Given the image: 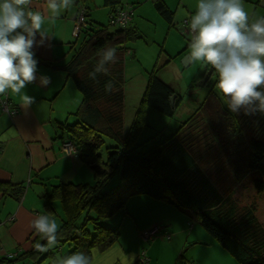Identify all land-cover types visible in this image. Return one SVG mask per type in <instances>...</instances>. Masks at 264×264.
<instances>
[{
  "label": "trees",
  "instance_id": "obj_1",
  "mask_svg": "<svg viewBox=\"0 0 264 264\" xmlns=\"http://www.w3.org/2000/svg\"><path fill=\"white\" fill-rule=\"evenodd\" d=\"M142 1L103 0L109 10L107 26H94L87 9L93 0H77L84 14L83 23L75 39L77 48L64 70L81 94V102L73 114L74 121L62 127L61 138L73 144L77 158L90 169L93 183L53 186L42 197V204L45 214L53 217V202L60 203L63 219L57 228V246L47 252L38 251L35 246L47 244V238L35 231L28 249L16 252L13 257L1 256L0 264H46L47 261L53 264L57 249L63 244L69 250L62 256L76 251L91 256L93 250L103 251L117 241L119 232L99 222L121 211L125 213L127 201L140 195L186 213L238 264H264V224L254 204H242L235 191L250 177L256 197L264 196V113L231 112L216 88L218 75L210 65L207 64L196 81L203 79L211 68L214 79L209 82L210 75L207 80L211 89L185 122L158 145L132 155L145 125L146 110L150 108L172 117L183 100L153 68L147 75L132 122L124 128V58L129 53L126 44L139 38L137 28L130 26V22L133 7ZM150 1L171 26L174 10L168 8L165 0ZM128 6L131 10L127 25L124 28L111 25L110 17ZM105 45L116 48L118 60L114 65H105L109 73L98 74L97 82L89 79L88 74ZM182 54L180 51L176 56ZM109 80L114 85L112 92L104 88ZM174 94L171 105L170 97ZM200 132L204 133L202 140H198ZM248 133L252 136L245 140ZM105 139L115 145L108 148L103 161L98 149ZM196 140L203 144H197ZM212 147H216L215 153ZM116 174L120 178L118 184L106 189ZM25 188L23 184L0 181V193L15 200L23 196Z\"/></svg>",
  "mask_w": 264,
  "mask_h": 264
},
{
  "label": "crops",
  "instance_id": "obj_2",
  "mask_svg": "<svg viewBox=\"0 0 264 264\" xmlns=\"http://www.w3.org/2000/svg\"><path fill=\"white\" fill-rule=\"evenodd\" d=\"M165 2L175 12L179 0ZM32 6L33 12L43 16L42 28L50 40L34 49L39 62L37 81L23 90L34 102L24 106L20 96L9 90L5 96L18 112L10 117L0 108V181L26 187L19 200L0 193V257L29 248L31 235L36 231L31 221L37 215H47L42 197L53 186L91 183L86 180V165L76 153L62 147L61 138L62 127L74 121L73 114L81 102L64 70L77 48L80 4L73 0L58 16L48 8L47 0H38ZM243 6L250 24L264 17V0H243ZM127 10L131 8L128 6ZM41 76L50 77L46 87L39 83ZM56 202L55 215L60 205ZM165 206L170 205L147 196L131 197L123 217V222L128 221L119 228L117 241L103 251L93 250V264H129L128 257L133 255L135 264L142 251L147 264H238L186 213ZM153 226L160 227L159 233L143 239L140 234Z\"/></svg>",
  "mask_w": 264,
  "mask_h": 264
},
{
  "label": "clouds",
  "instance_id": "obj_3",
  "mask_svg": "<svg viewBox=\"0 0 264 264\" xmlns=\"http://www.w3.org/2000/svg\"><path fill=\"white\" fill-rule=\"evenodd\" d=\"M73 0H47L48 8L59 15ZM30 0L0 2V96L10 90L20 96L24 106L34 102L23 90L37 81L38 59L35 48L50 40L42 28L44 18L39 12L25 8ZM187 27L191 36L188 45L191 61H204L218 75L216 88L223 94L227 108L233 113H264V17L249 23L243 0H198L197 11L190 16ZM100 59L89 79L97 81L98 74L107 75L117 63L116 48L105 45L98 52ZM50 77H39L47 86ZM98 82V81H97ZM106 92L114 91L111 80L104 85ZM51 214L37 215L32 227L47 238V244H37L40 252L57 246V223ZM129 264L135 256H129ZM53 264H93V258L81 251L57 256Z\"/></svg>",
  "mask_w": 264,
  "mask_h": 264
},
{
  "label": "rangeland",
  "instance_id": "obj_4",
  "mask_svg": "<svg viewBox=\"0 0 264 264\" xmlns=\"http://www.w3.org/2000/svg\"><path fill=\"white\" fill-rule=\"evenodd\" d=\"M197 4L198 0H179L171 26H169L164 18L156 12L150 0L143 1L140 5H135L132 9L133 17L130 26H135L137 28L139 38L126 44L129 53L125 54L124 58L123 90L125 102L123 112L125 130L132 122L146 85L147 75L153 68H156L158 77L163 82L170 85L175 93L179 94L183 99L175 115L172 117L164 116L150 108L146 110L143 119L145 125L139 133L138 142L133 149L132 155L142 154L171 136L178 127L185 122L189 114L211 89L209 82L213 81L214 75H211L210 81L208 80L209 82H206L204 85L198 86L199 80L196 81V79L200 78L205 72V67L207 66L206 62L189 60L187 64L183 63L184 56H189L190 54L188 45L191 36L188 32V27L184 25V23H182L181 26V20L189 19L190 16L197 11ZM88 10L89 19L93 22L92 24L94 26H107L109 11L103 7L102 0H94L92 4L88 5ZM110 29L113 28L110 27ZM180 51L184 52L183 56H176ZM71 83L73 82L71 81ZM76 91L81 100V94L77 89ZM244 132L247 134L248 131L244 130ZM202 134L204 135L203 132L198 134L200 137L198 140L203 139ZM250 136H252L251 133L244 135L245 140H248ZM198 140H196L197 144H203V141L199 143ZM114 145L115 142L109 139L104 140V144L98 149V153L101 155L103 161L106 159L108 148ZM214 148L216 149V147ZM214 148L212 147L213 153H215ZM85 172L88 176L86 179L87 182L93 183L91 171L87 166L85 167ZM86 180L84 179V182H86ZM119 180L120 178L118 174H116L107 185L106 189L116 186ZM235 191L242 204H254L256 213L260 216V220L264 224V196L260 198L256 197L251 184V178L246 177L242 183L235 188ZM165 207H167V209H172V206ZM57 210L58 215L56 214L52 219L55 220L57 228H59L61 220L63 219L60 205H57ZM91 216L94 217V215ZM123 217L124 211H121L112 218L101 220L99 223L103 227L119 230V228H123L124 223L128 221L125 219L123 222ZM82 219L83 217H81L79 221L81 222ZM88 228L91 229V225H89ZM68 250V245L63 244L58 247L56 256H62L66 254ZM47 263L48 261L46 264Z\"/></svg>",
  "mask_w": 264,
  "mask_h": 264
},
{
  "label": "built area",
  "instance_id": "obj_5",
  "mask_svg": "<svg viewBox=\"0 0 264 264\" xmlns=\"http://www.w3.org/2000/svg\"><path fill=\"white\" fill-rule=\"evenodd\" d=\"M38 0H30V4L25 5L24 7L31 8L32 10V5L35 4ZM130 18V12L128 10H120L117 11L113 16L110 17V24L113 26H117L119 28H124L127 25V22L129 21ZM187 21L188 19H185L183 21L184 25L187 26ZM83 23V11L81 10L78 21H77V31H79L81 24ZM189 32V30H188ZM0 108L3 114H6L7 116H14L17 114L18 110L12 106H10L8 98L4 96H0ZM62 147L64 149H69L72 152H75L74 146L71 142L67 140H62ZM160 227L158 226H153L150 229L143 231L140 236L145 239H151L155 237L157 233H159ZM16 253L8 254L7 257H13L15 256ZM135 264H147V257L145 256L144 251H142Z\"/></svg>",
  "mask_w": 264,
  "mask_h": 264
},
{
  "label": "water",
  "instance_id": "obj_6",
  "mask_svg": "<svg viewBox=\"0 0 264 264\" xmlns=\"http://www.w3.org/2000/svg\"><path fill=\"white\" fill-rule=\"evenodd\" d=\"M187 57H188V56H184V58H183V63H184V64H187V61H189V59H187ZM211 73H212V69L210 68V69L208 70L207 74L204 76V78L201 79L200 81H198V84H197V85H198V86H200V85H204V84L207 82V80L209 79ZM174 98H175V94L172 95V96L170 97L171 105H173Z\"/></svg>",
  "mask_w": 264,
  "mask_h": 264
}]
</instances>
